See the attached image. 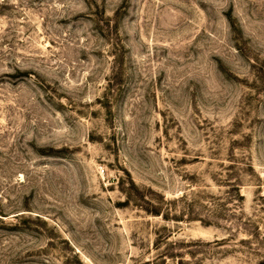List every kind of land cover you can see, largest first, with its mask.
Instances as JSON below:
<instances>
[{
    "label": "rangeland",
    "instance_id": "obj_1",
    "mask_svg": "<svg viewBox=\"0 0 264 264\" xmlns=\"http://www.w3.org/2000/svg\"><path fill=\"white\" fill-rule=\"evenodd\" d=\"M0 264H264V0H0Z\"/></svg>",
    "mask_w": 264,
    "mask_h": 264
}]
</instances>
